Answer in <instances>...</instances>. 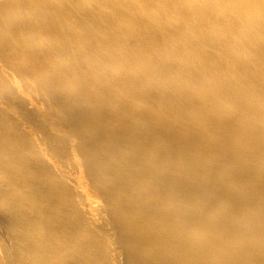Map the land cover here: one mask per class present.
Here are the masks:
<instances>
[{
	"label": "bare ground",
	"instance_id": "obj_1",
	"mask_svg": "<svg viewBox=\"0 0 264 264\" xmlns=\"http://www.w3.org/2000/svg\"><path fill=\"white\" fill-rule=\"evenodd\" d=\"M0 264H264V0H0Z\"/></svg>",
	"mask_w": 264,
	"mask_h": 264
}]
</instances>
